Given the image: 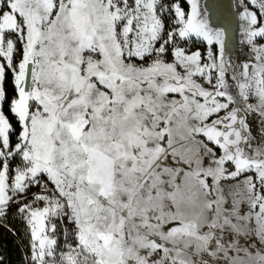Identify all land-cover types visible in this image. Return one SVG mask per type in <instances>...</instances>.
Segmentation results:
<instances>
[{
	"label": "snow or ice",
	"instance_id": "6c2138e0",
	"mask_svg": "<svg viewBox=\"0 0 264 264\" xmlns=\"http://www.w3.org/2000/svg\"><path fill=\"white\" fill-rule=\"evenodd\" d=\"M235 8L0 0L23 264H264V0Z\"/></svg>",
	"mask_w": 264,
	"mask_h": 264
},
{
	"label": "trees",
	"instance_id": "16d2710c",
	"mask_svg": "<svg viewBox=\"0 0 264 264\" xmlns=\"http://www.w3.org/2000/svg\"><path fill=\"white\" fill-rule=\"evenodd\" d=\"M15 213V207L11 208L4 226H0V256L4 258V264H23L27 240L21 228L17 226ZM8 227L15 230V236L7 231Z\"/></svg>",
	"mask_w": 264,
	"mask_h": 264
},
{
	"label": "water",
	"instance_id": "95a60500",
	"mask_svg": "<svg viewBox=\"0 0 264 264\" xmlns=\"http://www.w3.org/2000/svg\"><path fill=\"white\" fill-rule=\"evenodd\" d=\"M237 0H218V3L222 5V11L225 13H234L236 11L235 4ZM237 41L239 40V35L236 37ZM238 50V46H237Z\"/></svg>",
	"mask_w": 264,
	"mask_h": 264
},
{
	"label": "rangeland",
	"instance_id": "374dc122",
	"mask_svg": "<svg viewBox=\"0 0 264 264\" xmlns=\"http://www.w3.org/2000/svg\"><path fill=\"white\" fill-rule=\"evenodd\" d=\"M181 46H186V45H181ZM195 47H196V42L195 41H193L192 42V49L193 50H195ZM205 49H204V47L203 46H201V51H204ZM257 127H258V125H257ZM37 189H32V191H36ZM16 220V222H17V226L19 227V228H21L20 230L24 233V225H23V223L18 219V218H16L15 219ZM4 224H5V222L4 223H2V224H0V226H4Z\"/></svg>",
	"mask_w": 264,
	"mask_h": 264
}]
</instances>
